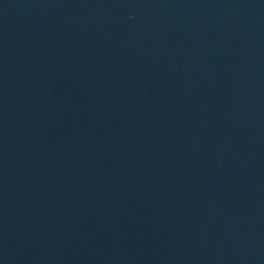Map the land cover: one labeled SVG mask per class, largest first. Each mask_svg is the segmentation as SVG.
<instances>
[{"label": "water", "instance_id": "1", "mask_svg": "<svg viewBox=\"0 0 264 264\" xmlns=\"http://www.w3.org/2000/svg\"><path fill=\"white\" fill-rule=\"evenodd\" d=\"M0 264H264V0H0Z\"/></svg>", "mask_w": 264, "mask_h": 264}]
</instances>
